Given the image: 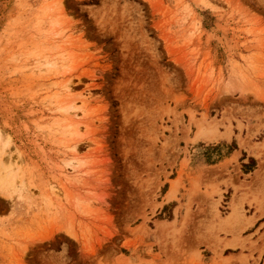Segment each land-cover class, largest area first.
<instances>
[{
	"label": "rangeland",
	"instance_id": "rangeland-1",
	"mask_svg": "<svg viewBox=\"0 0 264 264\" xmlns=\"http://www.w3.org/2000/svg\"><path fill=\"white\" fill-rule=\"evenodd\" d=\"M233 125L264 152V0H0V264H264V179L196 175Z\"/></svg>",
	"mask_w": 264,
	"mask_h": 264
},
{
	"label": "crops",
	"instance_id": "crops-1",
	"mask_svg": "<svg viewBox=\"0 0 264 264\" xmlns=\"http://www.w3.org/2000/svg\"><path fill=\"white\" fill-rule=\"evenodd\" d=\"M233 127L234 130L230 139L222 142L226 147L222 157L214 162L212 160L209 162L204 160L202 162V167L199 168V170L196 172V175L202 176V191L204 190L203 184L207 181L217 185V189L221 192H225V194H233V192H236V202L250 201L243 198L242 191L246 188H259L260 183L263 181L264 152L260 150V148H250L251 146H249V149L242 148L238 142L239 133L234 125ZM260 134H264V129L260 131ZM241 135L244 137V132H242ZM260 143L261 142H259V144ZM233 144L234 147H231ZM253 144H258V142L251 141L250 145ZM258 154L261 156L260 161L256 157ZM182 179L183 176L181 180ZM176 180L177 176L170 179L171 182ZM170 188V185H168V190H170ZM213 200H216V198ZM171 201L172 200H170V202ZM243 209L248 212L247 216H254L255 219L252 224L242 232L241 236H250V241H256L257 245L262 247L264 245V208L263 211H256L253 205L249 207L246 203H244ZM261 238L262 240H259ZM230 249L232 248L228 247L225 248L224 251ZM239 250L240 247H236L234 249L236 254L239 252ZM263 255L264 252L261 255L262 258ZM253 256L257 257V253H254Z\"/></svg>",
	"mask_w": 264,
	"mask_h": 264
},
{
	"label": "bare ground",
	"instance_id": "bare-ground-1",
	"mask_svg": "<svg viewBox=\"0 0 264 264\" xmlns=\"http://www.w3.org/2000/svg\"><path fill=\"white\" fill-rule=\"evenodd\" d=\"M67 89H69V87H67ZM72 109V107H70V106H68V107H65V111H64V113L65 114H68L69 113V110H71ZM85 110H84V108H82L81 109V115L84 117V116H86L85 115ZM69 115H70V117H71V119H70V121H71V124H73V127H74V131L75 132H78V130H79V125H80V121L81 120H77V118H81V117H78V115H77V113H72V114H70L69 113ZM77 121H76V120ZM81 124H82V122H81ZM202 130V129H201ZM201 130H198V132H197V134H196V138H201V137H203V135H204V133H202V131ZM211 139V138H210ZM2 154H3V152H2Z\"/></svg>",
	"mask_w": 264,
	"mask_h": 264
},
{
	"label": "trees",
	"instance_id": "trees-1",
	"mask_svg": "<svg viewBox=\"0 0 264 264\" xmlns=\"http://www.w3.org/2000/svg\"><path fill=\"white\" fill-rule=\"evenodd\" d=\"M113 105L115 106V104L113 103Z\"/></svg>",
	"mask_w": 264,
	"mask_h": 264
}]
</instances>
